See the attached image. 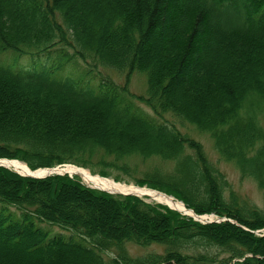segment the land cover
<instances>
[{
	"label": "trees",
	"instance_id": "1",
	"mask_svg": "<svg viewBox=\"0 0 264 264\" xmlns=\"http://www.w3.org/2000/svg\"><path fill=\"white\" fill-rule=\"evenodd\" d=\"M135 72L140 95L127 87ZM165 113L207 134L264 192V0H0V158L104 176L156 158L170 174L137 185L231 220L201 223L75 176L0 166V264H264V209L225 194L224 175ZM127 243L150 248L130 255Z\"/></svg>",
	"mask_w": 264,
	"mask_h": 264
},
{
	"label": "rangeland",
	"instance_id": "2",
	"mask_svg": "<svg viewBox=\"0 0 264 264\" xmlns=\"http://www.w3.org/2000/svg\"><path fill=\"white\" fill-rule=\"evenodd\" d=\"M29 63H30V61H27L25 59L19 60V64L23 67H27L29 65ZM79 67L81 69V64ZM103 74L109 75L112 78V80L119 85L124 84L125 77L121 73H118V72L113 71V70H107V71L104 70ZM127 87H128L129 92L132 94H136V95L143 94L146 90V77H145V75H143L142 73H138V72L133 73L129 78V82H128ZM134 104L139 109L143 110L149 117L153 116L152 111L146 105H144L138 101H134ZM163 115H164V118L167 122L173 123L182 132H185L188 130L190 135H191V138H193L196 142H198L201 145L203 152L207 155V157L210 159V161L216 167H218L219 171L224 175V177L226 178V180L228 182L227 190L226 191L224 190L225 194H227V192L229 190H231L233 193H235L236 197L239 200H242L246 203L254 204L257 207L264 209V192L259 190L256 183L252 179L246 178V177L241 178L239 171L237 170V168L232 163L224 162L223 160L220 159V157L218 156V154L215 152V150L213 148V141L209 138V136L207 134H204V133H201V132L195 130L189 124L181 125L180 121L176 117L171 115L170 113H165ZM126 162L131 167L128 173L121 170V169H117L115 167H112V168L105 170V172H104L106 174L105 176L101 175L99 173L98 167L91 168L90 166L84 167V166H80V165H78V167H82V168L88 170L89 172H91L92 174H97L101 177H106V178L112 179L115 182H119V183L127 184V185L132 184V185H136L139 187H147V186L137 185L134 182V178H143V176L145 174H151L153 172H156L158 174H163V175H169L170 174L171 163L170 162H164L163 163V162H160L156 158H148V159L144 160L142 158L134 156V157L129 158ZM63 165L66 166V165H74V164L63 163L62 166ZM75 166H77V165H75ZM74 176L77 177L79 180H81L84 184H86L81 179L80 176H77V175H74ZM153 190H155L157 192H161V193L166 194V195H169V194H167L164 191H161L159 189L158 190L153 189ZM169 196H171V195H169ZM171 197H173V196H171ZM143 198L146 202L158 203L156 201L148 200L145 197H143ZM158 204L163 205L162 203H158ZM184 206H185V204H184ZM185 208L187 209L188 207L185 206ZM188 209H190V208H188ZM180 213L182 214V212H180ZM114 215H115V218L117 220L116 222L118 224L123 225V222H126V221L128 222L129 218H127V216L124 218H121L120 213H115ZM201 217H202L201 219H203L204 221H209V222L223 221L225 219L229 220V219H227L223 216H219L213 212L201 214ZM229 221H231V220H229ZM47 228L50 231V234H53V233L57 234L60 232L66 233L67 235L72 234V232H68L66 230L60 231V228L53 226V225L52 226L49 225ZM262 230L263 229H257L254 231V233L259 235ZM71 236L73 238H78L74 234H72ZM65 239H68V238L65 237ZM72 240H77V239H72ZM126 248H127L130 255H138V254L145 253L147 251V249L150 247H143V246L136 245L134 243H127ZM102 256L105 259L109 260L110 258L115 257L116 253H115V251H105V252L103 251Z\"/></svg>",
	"mask_w": 264,
	"mask_h": 264
},
{
	"label": "bare ground",
	"instance_id": "3",
	"mask_svg": "<svg viewBox=\"0 0 264 264\" xmlns=\"http://www.w3.org/2000/svg\"><path fill=\"white\" fill-rule=\"evenodd\" d=\"M0 163L3 166H6L12 170H15L20 174H31V175L42 176L50 172V170H45L41 168L37 170H31L25 163L19 160H16V159H9V160L3 159V160H0ZM53 171L67 173L72 176L74 175L80 176L81 179L87 185H91V186H94L100 189H104L112 193L135 194L140 197H145L148 200L162 203L163 205H166L168 207H172L180 211L191 213V211L185 208L184 204L181 201L169 195L163 194L161 192H157L147 187H139V186L132 185V184L127 185V184L115 182L112 179L101 177L97 174H92L91 172H89L88 170L82 167H78L75 165H66V166L58 167L56 168V170H53Z\"/></svg>",
	"mask_w": 264,
	"mask_h": 264
},
{
	"label": "water",
	"instance_id": "4",
	"mask_svg": "<svg viewBox=\"0 0 264 264\" xmlns=\"http://www.w3.org/2000/svg\"><path fill=\"white\" fill-rule=\"evenodd\" d=\"M3 159H5V160H9V159H6V158H0V160H3ZM0 166L1 167H5V168H8V167H6V166H3L1 163H0ZM64 166V165H63ZM58 167H62V165H58V166H55V167H47V168H41V169H45V170H50V172L49 173H47L46 175H42V176H38V175H31V174H20V173H18L17 171H15V170H13L14 172H16V173H18L19 175H22V176H30V177H35V178H43V177H46V176H49V175H53V174H57V175H64V174H67V173H61V172H56V171H53V170H56V168H58ZM8 169H10V168H8ZM40 169V168H39ZM10 170H12V169H10ZM35 170H37V169H35ZM69 177H72V175H70V174H67ZM89 187H91V188H96V189H98V190H101V191H105V192H107V193H111V194H122V195H135V194H131V193H112V192H109V191H106V190H104V189H100V188H97V187H94V186H91V185H88ZM135 196H138V195H135ZM139 197V196H138ZM182 202V201H181ZM168 207V206H167ZM168 208H170V209H173V210H176V211H178V212H182V214H185V215H187V216H190V217H192L194 220H196V221H199V222H202V223H205V222H209V221H204L203 219H201L202 217H201V215H197V214H195L194 213V211L192 210V209H188L187 208V210H189V211H191V213H187V212H184V211H180V210H178V209H174V208H172V207H168Z\"/></svg>",
	"mask_w": 264,
	"mask_h": 264
}]
</instances>
